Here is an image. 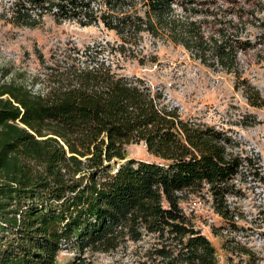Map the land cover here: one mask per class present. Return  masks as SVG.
Here are the masks:
<instances>
[{
  "label": "trees",
  "instance_id": "obj_1",
  "mask_svg": "<svg viewBox=\"0 0 264 264\" xmlns=\"http://www.w3.org/2000/svg\"><path fill=\"white\" fill-rule=\"evenodd\" d=\"M11 1L18 24L37 26L49 14L83 26L100 18L122 34L161 28L229 69L251 46L239 29L204 40L195 24L174 19V0H141L147 20L119 16L133 0H105L100 17V0ZM91 61L57 71L47 93L0 80V264H61L65 247L78 251L66 264H88L87 252L127 254L130 244L133 264H220L182 203L205 192L234 225L227 197L239 191L230 180L247 159L227 152L226 133L186 119L145 80ZM140 143L163 163L127 160L126 147Z\"/></svg>",
  "mask_w": 264,
  "mask_h": 264
},
{
  "label": "rangeland",
  "instance_id": "obj_2",
  "mask_svg": "<svg viewBox=\"0 0 264 264\" xmlns=\"http://www.w3.org/2000/svg\"><path fill=\"white\" fill-rule=\"evenodd\" d=\"M132 3L119 16L137 13L147 20L143 1ZM203 3H208L203 4L204 40L221 39L220 29L229 34L243 29L238 36L251 44L239 53L233 68L224 67L210 52L203 58L193 47L175 41L168 30L160 28L157 35L122 34L105 27L100 18L83 26L77 21L59 23L49 14L37 26H29L16 23L11 0H0V80L47 93L53 87V74L73 64L94 65L95 57L118 74L141 78L162 91L166 103L179 107L186 119L226 133L234 142L228 153L234 151L248 161L233 182L239 194L231 205L239 220L228 225L205 192L189 195L182 207L195 216L196 228L214 245L220 264H264V0ZM99 5L98 17L108 11L105 0ZM252 94L259 95V106L253 105ZM126 153L127 160L163 163L144 143L127 146ZM137 247L130 244L127 254L120 249L94 256L87 252L85 257L88 264H133ZM77 256V250L65 247L58 260L66 264Z\"/></svg>",
  "mask_w": 264,
  "mask_h": 264
},
{
  "label": "built area",
  "instance_id": "obj_3",
  "mask_svg": "<svg viewBox=\"0 0 264 264\" xmlns=\"http://www.w3.org/2000/svg\"><path fill=\"white\" fill-rule=\"evenodd\" d=\"M192 8L194 9L191 10ZM172 9L174 13L173 14L174 18H177V20L179 19L182 22L195 24L196 27H198L200 34L203 37V0H193V1L192 0H174L172 4ZM242 32H243V29H240V32L238 33V35H241ZM246 49L238 50L237 56L239 55L240 52L246 51ZM227 152H228V149H227ZM233 153L234 151L232 152V154ZM243 167H244V163L239 167L238 172L231 178L230 182L232 184L234 181L237 182V180L240 178L239 174L241 173V170L243 169ZM235 195L236 194L228 195L227 200L229 204H231V201ZM184 210L187 213V210L185 208ZM238 220H239V215L235 213V216L233 219L234 223H236Z\"/></svg>",
  "mask_w": 264,
  "mask_h": 264
}]
</instances>
